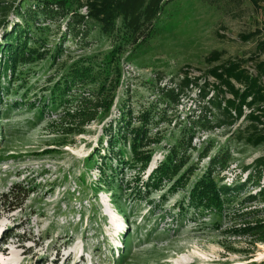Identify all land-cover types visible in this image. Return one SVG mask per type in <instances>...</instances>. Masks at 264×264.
Masks as SVG:
<instances>
[{"label": "rangeland", "instance_id": "rangeland-1", "mask_svg": "<svg viewBox=\"0 0 264 264\" xmlns=\"http://www.w3.org/2000/svg\"><path fill=\"white\" fill-rule=\"evenodd\" d=\"M65 2L69 6L64 19L37 15L27 24L17 13V8L29 12L45 3L61 11L58 4ZM261 2L257 7L250 0H170L138 30L119 18L105 34L89 20L88 36L75 38L66 32L72 12L88 13L78 0H0V45L17 25L29 38L28 56L13 81L4 82L9 91L0 112V264H264V244L234 235L243 225L237 202L222 212L188 207L191 187L219 150L232 155L219 178L233 185L245 180L243 168L264 156V146L238 141L240 131L250 126L247 119L231 129L194 132L187 111L196 93L189 91L179 109L164 102L160 93L163 86L178 82L187 67L198 77L229 60L255 56L264 41ZM256 31L260 34L248 42L241 38ZM214 51L223 57L208 64ZM116 55L118 84L112 63ZM66 80L71 91L45 110L44 103ZM102 84L111 86L114 96L109 113L82 133L67 134L65 112L81 109L84 99H93ZM124 108L132 112L135 126L144 112L152 113L147 149L153 159L141 174L144 181L174 148L187 161L180 175L196 169L177 192L166 182L150 198L138 200L127 188L138 170L111 160L106 132L118 129ZM125 149L130 160L129 146ZM203 151L208 157L200 159ZM19 183L32 191L22 208H14L2 196ZM8 235L12 237L6 239Z\"/></svg>", "mask_w": 264, "mask_h": 264}, {"label": "trees", "instance_id": "trees-1", "mask_svg": "<svg viewBox=\"0 0 264 264\" xmlns=\"http://www.w3.org/2000/svg\"><path fill=\"white\" fill-rule=\"evenodd\" d=\"M168 1L170 0H78L81 7L87 8L88 13L81 15L77 11L72 12L73 15L67 22L66 32L68 36L75 38L87 37L89 34L87 23L90 20L98 23L105 34H109L115 28L119 18L127 20L130 27L138 30L142 23L152 22L162 4ZM250 1L257 7L262 5L261 0ZM52 6V3H45L33 10L30 9L29 12L17 8L19 9L17 13L27 24L36 19L37 15L50 20L67 18L68 13L65 12L69 6L67 2L58 4L61 11ZM11 10L15 11L14 8ZM2 25L0 23V27ZM259 34L260 32L256 31L247 36L243 35L241 38L248 42ZM5 37L4 45H0V55L1 52L4 53V56H1V59L4 57V61L0 60V112L3 99L9 91V87L4 82L8 79L10 83L13 81L18 66L25 61L29 52L27 48L28 35L20 25L14 26L13 31L5 34ZM64 39L66 38L64 37ZM257 50L258 53L253 57L246 60H229L198 77L193 76L190 67L183 69L178 82H172L160 89L163 101L173 104L174 109H179L182 106L181 99L188 97L189 91L195 92L194 103L187 111V118L194 132L212 133L224 128L231 129L242 119H247L250 126L247 130L240 131L237 136L238 141L253 148L264 146V41L258 44ZM114 53L118 54L117 51ZM118 55L112 62L115 64L114 70L117 73L116 84L119 83L121 76L120 71H117L119 69ZM222 57V52L214 51L207 57L206 62L208 64L219 63ZM64 84L63 89L59 85L56 89L58 92L52 93L48 104L44 103L45 110L54 107L55 103L63 100L65 93L71 91V83L66 80ZM110 87L102 84L99 93L95 94L93 99H84L81 109L79 108L73 114L65 112L68 116H63L62 120L69 124L65 129L67 134L82 133L84 127L96 121L101 115L109 113L114 103ZM114 89H117V86H114ZM151 116L150 111L144 112L138 119L140 125L135 126L132 112L126 111L124 108L117 124L118 129L116 128L117 130L114 132L113 129L106 131L109 134L111 160H115L117 165L123 168L138 170V176L135 175L133 178V186L127 185L129 190L135 192L138 200L150 198L154 192L162 190L166 182L173 183L171 189L177 192L179 187L189 181L196 170H190L185 176L180 175L184 171L187 161L179 155L178 149L174 148L170 150L146 181L142 179L141 174L147 170L153 159L152 150L147 149L150 147L148 141L150 139ZM192 139L193 135L189 137L190 145ZM127 146H129L131 154L130 160L125 158ZM207 157L208 152L203 151L200 155V159ZM90 160L92 161V159ZM231 160L230 151L224 148L210 158L208 168L190 189L188 207L222 212L226 205L231 206L233 202H237L239 208L242 209V212H237V216L243 225L235 230L234 235L249 237L257 243L264 244V206L253 209L246 208L255 203L264 205V156L243 168V171L247 173L244 181L240 178V180L236 179L237 181L233 185L222 184L223 180L219 176L228 169ZM103 171L101 172L105 175L107 172L105 166ZM107 179L106 177V181ZM114 180L119 181L118 178ZM250 187L255 190L254 193ZM31 191L30 188L27 189L26 186L19 183L13 185L8 193L3 194L2 198H6L8 204L14 208H22L30 197ZM10 237L12 236L8 235L6 239Z\"/></svg>", "mask_w": 264, "mask_h": 264}, {"label": "bare ground", "instance_id": "bare-ground-1", "mask_svg": "<svg viewBox=\"0 0 264 264\" xmlns=\"http://www.w3.org/2000/svg\"><path fill=\"white\" fill-rule=\"evenodd\" d=\"M70 257H71V255H69V256L67 257V260H68Z\"/></svg>", "mask_w": 264, "mask_h": 264}]
</instances>
